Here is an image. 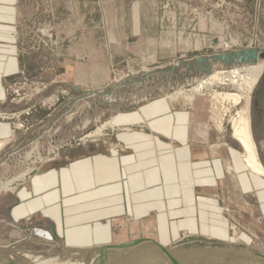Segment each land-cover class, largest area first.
<instances>
[{
	"label": "rangeland",
	"instance_id": "rangeland-1",
	"mask_svg": "<svg viewBox=\"0 0 264 264\" xmlns=\"http://www.w3.org/2000/svg\"><path fill=\"white\" fill-rule=\"evenodd\" d=\"M0 5L7 26L2 44L8 57L18 60L6 77V107L0 110V121L13 130L0 147V180L15 179L9 189H0V249L46 255L80 251L70 264H92L105 246L143 239L182 250L183 264H222L223 255L207 258L199 251L217 246L264 253V178L247 168L243 171L261 178L262 186L239 187L227 172V180L207 195L215 206L204 225L185 228L167 243L157 239L152 220L141 222L131 211L111 218L116 240L107 245H70L54 237L38 215L18 218L12 212L16 185L67 149L87 145L124 153L117 116L160 99L178 110L202 98L215 147L229 156L232 167L243 166V148L232 136L230 120L245 99L222 104L212 92H236L238 85L214 84L191 102L174 95L190 90L215 69L243 65L227 66L214 61L215 55L251 47L264 53V0H0ZM202 57L209 60L201 62ZM250 115L264 164V73L251 94ZM110 120L114 129L90 135ZM147 127L143 121L123 128ZM103 258L106 264H161L150 248L110 249ZM20 259L11 258L17 264ZM252 261L242 253L228 258V264Z\"/></svg>",
	"mask_w": 264,
	"mask_h": 264
},
{
	"label": "crops",
	"instance_id": "crops-1",
	"mask_svg": "<svg viewBox=\"0 0 264 264\" xmlns=\"http://www.w3.org/2000/svg\"><path fill=\"white\" fill-rule=\"evenodd\" d=\"M4 12L0 5V110L6 107V77L18 65L2 44ZM143 121L144 131L123 128ZM116 124L124 153L87 145L67 149L16 185L13 216L38 215L54 237L70 245H107L116 240L111 218L131 211L141 222L152 220L157 239L167 243L185 228L204 225L215 206L207 195L227 180V172L239 187L263 185L243 168L237 171L241 165L232 167L229 156L215 147L202 98L178 110L165 100L153 101L119 114ZM12 133L11 124L0 121V140Z\"/></svg>",
	"mask_w": 264,
	"mask_h": 264
},
{
	"label": "bare ground",
	"instance_id": "bare-ground-1",
	"mask_svg": "<svg viewBox=\"0 0 264 264\" xmlns=\"http://www.w3.org/2000/svg\"><path fill=\"white\" fill-rule=\"evenodd\" d=\"M263 73H264V59H259L258 62L252 63V64H243L240 68L236 67L229 71L215 69L210 74H208L205 78L200 79L199 82L196 85H194L190 90H187L186 92L178 91L175 93L174 97L177 98V96H182L186 100H189L191 102L193 101L194 96L196 94H202L204 90H207L213 87L214 84H221V85L224 84L225 85V84H228V82L230 84H237L238 90L236 92H230V91L229 92H219L217 90H213L212 91L213 97L222 104L231 103L234 105L241 103V101L245 99V105L242 106V108H240L237 111L236 115H234L230 120L232 136L235 140L239 142V144L243 148V152L240 154V158L243 162V166L236 168V170L239 171L242 168L244 169L247 168L252 173L264 178V164L260 158L258 146L255 140L254 134H253L252 120H251V115H250L251 94L259 78L261 77ZM221 120L222 118H220V122L217 124L220 130L222 129ZM111 122L112 120L106 122L105 124L100 126L98 129H96V131H94L90 135L91 136H99V135L101 136L103 135V131L107 129H110V130L114 129V125H112ZM7 142H8V139L0 141V147H3L4 145H6ZM25 175L26 174L24 173L22 176H25ZM14 180H15L14 178L13 180H10L7 182H2L0 180V189L1 188L5 190L9 189L10 188L9 186L14 182ZM141 248H146V247H141ZM0 251H2V253L4 254H7L11 258H17L18 256H21L22 257V259H20L21 264H27V263H30V264H70L72 260L75 259L74 257H76V254L80 253V251H73V252H70L69 254H59V253L57 254L56 253V254L46 255L42 253L40 254L26 253V252L21 251L20 249H16L12 247L4 248L3 250L0 249ZM186 254H189V253H186ZM85 255L87 256L88 254L86 253ZM188 257H192V256H188ZM183 258L186 259V257L184 256ZM77 260L78 258L75 260V262ZM191 262L193 263L195 261H191ZM188 263H190V261Z\"/></svg>",
	"mask_w": 264,
	"mask_h": 264
},
{
	"label": "water",
	"instance_id": "water-1",
	"mask_svg": "<svg viewBox=\"0 0 264 264\" xmlns=\"http://www.w3.org/2000/svg\"><path fill=\"white\" fill-rule=\"evenodd\" d=\"M214 61H221L225 65L230 66L234 64H250L256 63L259 59H264V53H260L257 48H245L242 50H236L232 52L222 53L219 55H215L212 57ZM209 58L202 57L200 58L201 62H207ZM150 248L158 257L161 259V264H182L180 260L183 258V251L174 248L167 247L156 240L152 239H143L138 241H133L131 243H125L119 246H105L102 248L101 254L97 257V259L92 264H106L103 258V253L108 250H120L127 251V249H137L141 247ZM203 253H206L207 258L212 257L213 255L221 254L224 256V261L222 264H228V258L234 254H243L247 257H251L253 261L247 264H264V253L256 252L253 250H249L241 247H229V246H217L212 247L211 249H202L199 250ZM0 264H17L13 262L7 254L2 253L0 251ZM19 264V263H18Z\"/></svg>",
	"mask_w": 264,
	"mask_h": 264
}]
</instances>
